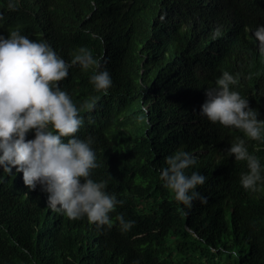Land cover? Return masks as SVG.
<instances>
[{"label":"trees","instance_id":"obj_1","mask_svg":"<svg viewBox=\"0 0 264 264\" xmlns=\"http://www.w3.org/2000/svg\"><path fill=\"white\" fill-rule=\"evenodd\" d=\"M7 4L0 0L5 37L19 28L67 61L80 46L109 61L107 93L90 82L94 69L78 64L59 85L81 107L76 135L95 139L93 179L106 180L124 204L110 213L111 228L97 227L87 216L46 211L40 185L30 189L15 167L0 168V264H264V189L245 191L242 166L227 152L243 138L264 164V141L209 119L195 123L191 110L227 70L264 119V63L247 31L264 24V0H19L15 11ZM181 147L199 153L186 171L207 177L197 186L207 202L191 208L160 179L162 155ZM118 213L135 221L131 230H121Z\"/></svg>","mask_w":264,"mask_h":264},{"label":"clouds","instance_id":"obj_2","mask_svg":"<svg viewBox=\"0 0 264 264\" xmlns=\"http://www.w3.org/2000/svg\"><path fill=\"white\" fill-rule=\"evenodd\" d=\"M7 7L17 10L19 0H8ZM3 16L0 11V20ZM247 31L264 63V24L249 27ZM90 35L103 39L95 32ZM106 63L109 61L95 56L86 46H80L72 60L67 61L49 42L32 39L19 28L7 37L0 34V168L15 174V167L16 173H23L24 183L30 189L40 185L48 193L44 201L46 211L53 209L71 219L87 216L97 227L111 228L110 213L117 205L124 204V200L108 191L106 180L93 179L92 175L100 168L93 147L95 139L91 134L86 138L76 135L84 124L81 107L59 85L69 75L70 68L78 64L84 71L94 69L90 82L97 91L107 93L113 79L109 67L102 66ZM238 83L239 76L223 71L216 79V86L205 90L202 105L197 100L193 102L191 110L198 118L194 122L206 123L209 119L241 129L253 140L264 141V119L250 106L253 103L247 95L234 90L232 86ZM86 106L94 108L95 100ZM31 131L34 137L27 138ZM227 152L234 154L242 166L239 175L244 190L250 193L264 189V164L249 152L246 141L241 138L230 144ZM166 155L160 159L167 165L160 171L164 186L187 208L196 199L206 203L207 197L197 190L198 185L206 182V175L186 171L197 164L198 151L181 147ZM222 188L231 196H240L238 188L226 184ZM116 219L122 231L131 230L135 224L123 213H118Z\"/></svg>","mask_w":264,"mask_h":264}]
</instances>
